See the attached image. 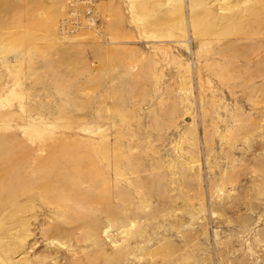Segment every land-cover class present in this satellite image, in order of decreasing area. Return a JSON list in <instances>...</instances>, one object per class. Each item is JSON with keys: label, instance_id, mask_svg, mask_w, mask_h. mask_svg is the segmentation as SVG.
Masks as SVG:
<instances>
[{"label": "rangeland", "instance_id": "obj_1", "mask_svg": "<svg viewBox=\"0 0 264 264\" xmlns=\"http://www.w3.org/2000/svg\"><path fill=\"white\" fill-rule=\"evenodd\" d=\"M68 1L0 0V264H264V0Z\"/></svg>", "mask_w": 264, "mask_h": 264}, {"label": "built area", "instance_id": "obj_2", "mask_svg": "<svg viewBox=\"0 0 264 264\" xmlns=\"http://www.w3.org/2000/svg\"><path fill=\"white\" fill-rule=\"evenodd\" d=\"M95 0H69L68 17L64 19L66 25L73 24L78 26L81 30L83 27L94 28L96 27V17L93 11V5ZM93 4V5H92ZM72 26V28L74 27ZM69 29V27H67ZM78 32V30H77Z\"/></svg>", "mask_w": 264, "mask_h": 264}]
</instances>
